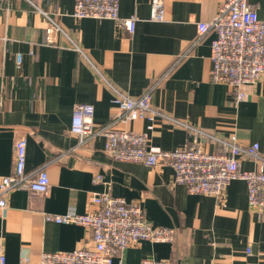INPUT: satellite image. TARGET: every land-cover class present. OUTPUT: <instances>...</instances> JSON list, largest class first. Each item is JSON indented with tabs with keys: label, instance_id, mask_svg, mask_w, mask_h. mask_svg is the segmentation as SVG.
<instances>
[{
	"label": "crops",
	"instance_id": "1",
	"mask_svg": "<svg viewBox=\"0 0 264 264\" xmlns=\"http://www.w3.org/2000/svg\"><path fill=\"white\" fill-rule=\"evenodd\" d=\"M152 0H121L120 15L138 17L133 33L117 21L72 15L75 0H0V174L15 169L14 141L27 139L26 172L46 169V195L15 189L0 207V255L10 264L24 256L38 264L42 252L72 251L89 243L91 231L57 223L48 215L85 213L96 193L141 205L152 226L173 228L174 242L142 240L114 264H141L146 257L174 264H264V212L249 207L247 184L235 179L219 199L192 194L174 183L169 165L148 166L112 158L106 137L81 145L71 132L75 107H93L94 128L114 122L145 133L149 145L174 150L193 143L187 126L158 119L121 121L114 92L133 98L153 87L152 102L167 115L219 137L236 135L264 153V76L244 87L238 103L225 83L211 80L214 31L199 37L225 0H163L164 20L150 18ZM264 19V0H249ZM61 30L46 41L47 17ZM22 60L17 62V55ZM107 81V82H106ZM222 151L215 141L204 145ZM258 163L241 159V168Z\"/></svg>",
	"mask_w": 264,
	"mask_h": 264
},
{
	"label": "built area",
	"instance_id": "2",
	"mask_svg": "<svg viewBox=\"0 0 264 264\" xmlns=\"http://www.w3.org/2000/svg\"><path fill=\"white\" fill-rule=\"evenodd\" d=\"M120 1L75 0L72 15L76 18L111 19L133 33L138 17H122ZM45 15L46 41L53 44L61 28L51 16ZM150 18L154 21L164 20L163 0L151 1ZM198 31V39L209 31L215 32L211 42V80L227 84L236 103L243 100L244 87L264 76V19L259 17L249 0H225L211 21L198 23ZM21 60L18 54L17 62ZM107 84L114 92L113 102L121 111V121L147 118L182 124L194 134V141L174 150L153 147L149 145L145 133L116 128L114 122L118 118L105 127L95 129L93 107L78 104L71 132L78 137L79 144H87L96 136L103 135L106 137L105 151L112 158L152 167L169 165L174 170V183L184 185L192 194H206L220 199L231 181L244 180L249 207L264 212V153L257 144L244 146L238 143L234 134L229 138L219 137L167 115L154 106L153 87L140 97L133 98L109 82ZM210 140L217 142L223 150H206L203 145ZM26 150V137H17L14 141V173L0 174L2 208L6 206V196L15 189L26 188L31 195H46L49 191L50 179L46 169H40L35 175L26 172ZM244 157L257 162L258 168L242 169L241 159ZM90 202L93 208L85 213L69 210L63 214L48 215L57 223L77 224L89 229L92 234L90 242L72 251L42 252L38 264H114V259L136 242L151 240L172 243L175 240V229L152 226L138 203H129L123 197L109 193L93 194ZM0 264H10L4 254L0 255ZM19 264H31V260L24 256ZM141 264L174 263L171 259L146 257Z\"/></svg>",
	"mask_w": 264,
	"mask_h": 264
}]
</instances>
